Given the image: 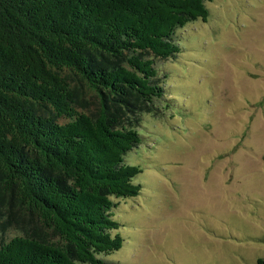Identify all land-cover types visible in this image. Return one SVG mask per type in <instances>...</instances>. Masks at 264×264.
I'll return each instance as SVG.
<instances>
[{
    "label": "trees",
    "instance_id": "16d2710c",
    "mask_svg": "<svg viewBox=\"0 0 264 264\" xmlns=\"http://www.w3.org/2000/svg\"><path fill=\"white\" fill-rule=\"evenodd\" d=\"M214 1L0 0V264H107L122 249L114 198L142 191L126 113L164 97L156 58L177 56L178 30Z\"/></svg>",
    "mask_w": 264,
    "mask_h": 264
},
{
    "label": "rangeland",
    "instance_id": "374dc122",
    "mask_svg": "<svg viewBox=\"0 0 264 264\" xmlns=\"http://www.w3.org/2000/svg\"><path fill=\"white\" fill-rule=\"evenodd\" d=\"M207 7V21L178 30L181 52L155 60L164 97L126 113L142 143L124 164L141 167L134 181L142 191L114 198L125 242L99 256L107 264L264 258V0ZM79 101L84 111L99 108L89 94ZM9 211L26 228L38 227L15 205ZM12 218L11 230H21Z\"/></svg>",
    "mask_w": 264,
    "mask_h": 264
}]
</instances>
